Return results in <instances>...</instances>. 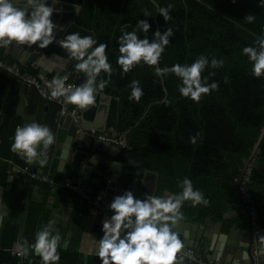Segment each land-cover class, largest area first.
<instances>
[{
	"label": "trees",
	"instance_id": "trees-1",
	"mask_svg": "<svg viewBox=\"0 0 264 264\" xmlns=\"http://www.w3.org/2000/svg\"><path fill=\"white\" fill-rule=\"evenodd\" d=\"M60 1L67 4L57 10V17L63 22L62 35L55 36L54 42L46 49L29 46L32 57L26 66L20 67L21 72L42 82L38 77L41 57L58 54L70 63L72 59L60 47L59 41L73 32H79L82 37L91 35L98 41L97 46L106 44L108 62L114 70L110 83L99 93L112 97L107 128L114 127L116 132L124 133L128 146L143 151L146 168L159 174V193L165 190L174 195L181 193L179 185L184 178L192 181L194 190L203 193L209 205L193 207L191 201H185L181 208L183 219L202 224L210 217L214 223H223L224 232L233 228L248 229L250 218L242 212L237 181L264 125V76H253L252 64L243 49L257 47L255 41L264 36V6L261 0H155L159 7L173 6L168 22L158 15L160 33L163 34L169 27L174 33L160 57L159 67L191 65L201 55L209 60L202 79L206 78L208 84L217 82L219 88L210 94H203L199 102L181 96L178 90L181 80L174 74L157 77L154 73L158 66L150 67L141 61L131 71L123 73L117 64L120 36L123 31H133L139 20H147L150 29L147 34L139 30L138 37H146L150 43L154 39L157 5L152 0ZM47 3L52 6L48 0ZM145 10L150 14L148 17L144 16ZM249 14L256 17L253 23L244 20ZM212 58L223 60V66L212 68ZM81 75L84 76L83 73ZM0 77L13 83L18 80L26 83L23 76L3 68L0 69ZM102 79H108L107 74L101 72L97 82ZM133 80L139 81L143 90L139 102L129 100V85ZM163 81L168 90L167 98ZM32 87V101L51 108L48 120L54 126L52 130L56 138L61 130H57L55 124L58 105L48 100L38 88ZM11 107L14 106L8 109L10 118L15 114ZM99 107L100 99L84 112L85 118L94 120ZM10 118L7 114L3 127H0V186L7 185L11 175L15 177L11 188L13 205L17 207L31 198L36 187L46 192L53 187L33 179L31 172L50 170L56 179L60 174L56 163L35 170L25 158L11 151L17 127H4ZM197 133L200 134L197 143H190L189 137ZM51 156L49 153L48 157ZM256 161L260 165H252L246 188L258 214L257 223L264 228V138ZM24 167L29 172L22 173L21 168ZM97 193L98 188L95 187L94 197ZM34 206V212L28 216V228L45 214L42 203ZM233 210L239 214L225 219L224 215ZM34 230L35 227H32L30 231ZM18 232V226L10 216L0 232V264H42L41 258L31 249L27 257L13 255ZM30 237L29 245L34 243L30 242L34 240L33 235ZM57 251L62 264H80L82 261L80 254L72 248ZM89 262L101 264L97 256Z\"/></svg>",
	"mask_w": 264,
	"mask_h": 264
},
{
	"label": "clouds",
	"instance_id": "clouds-1",
	"mask_svg": "<svg viewBox=\"0 0 264 264\" xmlns=\"http://www.w3.org/2000/svg\"><path fill=\"white\" fill-rule=\"evenodd\" d=\"M264 6V0H261ZM172 5L157 7V12L165 22L171 19ZM54 8L48 5L47 0H0V47H8L15 42L17 45H36L46 49L56 39L53 29L56 27L51 20ZM150 14L144 11V16ZM255 15L245 17L248 23L255 21ZM150 25L147 20H139L131 32L123 31L118 40L119 53L117 64L123 73H128L141 61L144 64L157 66L162 53L174 35L169 27L163 34L154 33L150 43L145 37L139 38L137 32L142 30L148 33ZM93 39L91 35L81 36L73 32L64 36L59 41L62 49L66 50L69 57L78 61L76 70L85 76L79 86L65 84V78H54L46 85L51 98H63V103L75 105L85 109L95 103L96 94L103 92L110 83L113 74L112 65L106 55L107 45ZM257 47H245L244 55L252 64V74L259 78L264 76V36L255 41ZM96 45L95 47H93ZM91 49V51H89ZM209 65L206 56L201 55L191 65L175 64L171 67H155L157 77L174 74L180 78L181 85L178 90L182 97L199 102L203 94H210L218 90L219 84H208L207 79H202V72ZM223 66V60L211 59V67ZM103 72L108 79L97 82V77ZM214 75V73H209ZM227 79V78H225ZM129 100L139 102L143 90L139 81L133 80L130 85ZM168 103V101H165ZM200 134L189 137V142L196 144ZM55 142V136L46 125L35 121L17 127L11 151L26 159L28 164L39 163L41 167L48 162V149ZM42 145V150L38 148ZM182 192L168 196H146L144 199H135L131 191L114 198L110 209L114 213L110 220L103 222V236L97 242L95 255L101 264H184L185 257L178 255L184 248L178 233L174 231L178 222L183 220L181 212L185 201H191L193 207L209 201L199 190H194L192 181L184 178L180 183ZM55 220L49 221L35 234V242L31 245L27 240L17 243L18 255L27 257L29 249L41 258L42 264H58L60 255L58 247L61 235L58 231L53 234ZM258 242L264 245V236H259Z\"/></svg>",
	"mask_w": 264,
	"mask_h": 264
},
{
	"label": "water",
	"instance_id": "water-1",
	"mask_svg": "<svg viewBox=\"0 0 264 264\" xmlns=\"http://www.w3.org/2000/svg\"><path fill=\"white\" fill-rule=\"evenodd\" d=\"M52 3L53 8H61L67 4L60 0H48ZM157 7L159 6L155 0H152ZM18 2V0H13ZM80 10V7H77ZM158 15L156 13L155 21L157 31L161 32L158 24ZM53 23L55 21L52 19ZM53 34L60 37L63 33V27L55 23ZM27 45H19L17 55L19 64L27 65L30 53L26 48ZM56 63H46L39 60V79L42 81L44 91L50 94L47 84L49 82L48 73H53L54 78H62L63 74H70L77 79L78 86L85 80L81 72L76 70L75 65L78 61L66 62L58 54H54ZM8 63V61H6ZM159 67V64L157 65ZM32 77L28 73L24 74V78ZM52 79V80H53ZM165 96H168V90L163 81ZM97 96V94H96ZM99 96L106 99V105L100 107L94 120L90 121L85 118L84 112L90 107L79 109L74 115L81 117V124L74 122V115L69 114L64 121V128L67 130V136L60 154L59 171L68 175L72 172L74 178L78 182L89 184L90 180L96 183L99 189V201L109 211L110 204L115 197L123 195L127 191H131L135 199H144L146 196H158L159 174L147 169L144 163V154L141 150H134L131 146L124 148L121 144L103 141L90 134L104 131L107 126L108 112L112 97L101 93ZM70 108L72 105H70ZM110 130L115 131L114 127ZM90 133V134H89ZM94 134V133H93ZM264 138V125L261 133L254 144L249 158L245 161L242 172L237 181L238 196L241 203L244 202L240 190L244 175L249 165L258 167L260 163L256 161L260 144ZM122 155L126 162L114 160V158ZM96 177H91L92 174ZM154 173L157 177L156 184L152 190L144 188L147 175ZM142 177V178H140ZM174 195L169 190L163 192V196ZM112 212V211H111ZM113 213V212H112ZM239 214L237 210L230 211L224 215L225 219L236 217ZM223 223H214L208 217L204 223H193L190 220L183 219L178 222L174 231L178 233L184 246L193 247L199 253L205 254L207 259H212L216 264H256L252 260V255L257 252L259 255L257 264H264V245L258 242L259 236H264V228L260 227V233L254 238L253 225L250 221L248 229L233 228L229 232L222 230Z\"/></svg>",
	"mask_w": 264,
	"mask_h": 264
},
{
	"label": "crops",
	"instance_id": "crops-1",
	"mask_svg": "<svg viewBox=\"0 0 264 264\" xmlns=\"http://www.w3.org/2000/svg\"><path fill=\"white\" fill-rule=\"evenodd\" d=\"M18 48L19 45H17L15 42L10 44L8 47H0V60H3L5 62L8 61L9 64L15 66V64L19 63V57L17 55ZM26 48L30 53V60L32 57V52H30L29 50V45H27ZM39 60H44L46 63L54 62L58 64L56 62L55 56L53 55L47 56L46 58L41 57ZM21 66L26 65L19 64V68ZM24 74L22 75L23 77ZM53 76V73H48V80L51 81L53 79ZM32 90V86H29L27 83H23L20 80L13 83L4 80L3 77H0V127H3V123L7 118V114L10 118V113H8L9 107L14 106L11 108L15 112V114L12 118L8 119L7 125L4 127H20L35 121L39 124L48 126L50 131L54 134L55 131L52 130V127L54 126L48 120L51 108L49 105L40 104L38 101H32ZM99 99L100 107L105 106L106 99L99 96V93H97L95 103ZM93 105H91L90 107H92ZM71 109L75 112L80 108L72 105ZM107 126L104 131L117 133L116 130L112 131L110 130V128L108 129ZM93 133L89 134L91 136H94ZM66 136L67 130L63 127V129H61L56 136V143H53L48 149L47 156L49 153H51L52 156L48 157V162L45 166L56 163L58 173L60 174L57 176L58 180L67 178L75 183H81L78 182L76 178H74L72 172H69V174L66 175L63 172L59 171L60 154ZM40 150H42V145L38 148V151ZM114 160L126 162V159H124L122 155L114 158ZM29 165L34 167L35 170L42 169L37 162ZM154 173H149L147 175L144 183V188L150 190L154 188L157 180V177ZM91 177H96V174L93 173ZM14 178L15 177L11 175L7 185L0 186V232L2 227L4 226V221H8V218L11 216V218L15 220V224L19 228L16 243H18V241L22 242L23 240L29 241V238H32L30 237L32 235L34 237V240H31L30 242H35V234L39 230H41L43 226L47 225L49 221L55 220L56 223L53 225V234L58 231L61 235V243L58 249L68 250L72 248L80 254L82 260L80 264H90L89 259L96 256L95 251L97 242L103 236V222L106 220H110L111 216L114 215V213L104 207L98 200L99 189L96 197H94L93 191L92 198L94 202H91L88 199L84 198L76 190L51 187L49 189V192H46L44 191V189L42 190L40 187H36L33 190L32 196L29 200L24 201L20 206L14 207V196L12 194L11 188V184ZM82 184L92 187L93 190L98 186L96 183H93L92 180H90L89 184ZM163 192L158 193V196H163ZM37 203H42L44 207L43 212L45 214H42L39 222L36 221L35 225H32L31 228H28V216L34 212L32 210L35 207L34 204ZM32 227H35V232L30 231ZM184 247L194 249L197 253H199L198 250L193 247ZM199 255L200 257L207 259L205 254L199 253ZM58 264H62L61 259L59 260ZM184 264L191 263L188 261V259L185 258Z\"/></svg>",
	"mask_w": 264,
	"mask_h": 264
},
{
	"label": "built area",
	"instance_id": "built-area-1",
	"mask_svg": "<svg viewBox=\"0 0 264 264\" xmlns=\"http://www.w3.org/2000/svg\"><path fill=\"white\" fill-rule=\"evenodd\" d=\"M0 67L11 72V73H13V74H15V75H17V76L23 75V73L21 72L19 67H16L12 64H9L3 60H0ZM65 77L67 78L65 80L66 86L69 84H71L73 86H78V82H77L76 78H74L70 74H64L62 76V78H65ZM24 79L29 86H35L36 88L39 89V91L48 100L53 101L58 105V111L56 113V118H55V124H56L57 130L63 129L64 121H65L66 117L69 114L74 115V111L70 108L69 104L63 103L62 97L59 99L51 98V95L47 94V92L44 91V87L42 85V82H40L37 78L27 77ZM74 122L76 124L80 125L81 124V117L79 115H77V116L74 115ZM94 136L96 138L103 140V141H110L112 143L121 144L124 148L129 147L126 135L124 133H118V132L112 133V132H108V131H103V132L94 133ZM54 143H56V138H55ZM251 169H252V164L249 165L247 170H246L242 184L240 186V190H241L243 200H244V202L242 203V212L245 213L246 215H248V217L250 218L251 224L253 225L254 238H256V235L258 233H260V226L257 223L258 214H257L256 208L252 205L251 194L248 191V189L246 188V184H247V181L249 180ZM21 171H22V173H27V172H29V169L27 167H24V168H21ZM30 174H31V177L33 179L43 181L45 183L50 184L53 187L61 188V189L67 188V189L76 190L84 198L88 199L91 202H94L93 198H92V193L94 190L90 186L83 185L82 183H75L72 180L67 179V178H63L61 180H58L52 176L50 170L47 172L33 171ZM13 255H18L16 252V249L13 250ZM178 255L184 256L186 259H188V261L191 264H216L212 259H205L203 257H200L199 253H197L194 249H191L188 247H184L183 250L181 251V253H179ZM21 257H23V256H21ZM257 260H258L257 259V253H254L253 254V261L256 262V264H257Z\"/></svg>",
	"mask_w": 264,
	"mask_h": 264
},
{
	"label": "flooded vegetation",
	"instance_id": "flooded-vegetation-1",
	"mask_svg": "<svg viewBox=\"0 0 264 264\" xmlns=\"http://www.w3.org/2000/svg\"><path fill=\"white\" fill-rule=\"evenodd\" d=\"M52 5V4H51ZM53 7V6H52ZM63 8V7H62ZM60 8H55L54 12H53V15H52V19L55 21V23H58L62 26L63 22L61 20H59V18L57 17V14L59 15V12H57V10H59ZM54 23V24H55ZM63 27V26H62ZM55 36V35H54ZM254 253H257V252H254ZM253 253V254H254ZM259 254L257 253V259H258V256ZM252 260H253V255H252Z\"/></svg>",
	"mask_w": 264,
	"mask_h": 264
}]
</instances>
